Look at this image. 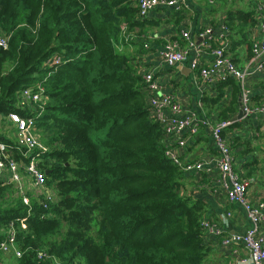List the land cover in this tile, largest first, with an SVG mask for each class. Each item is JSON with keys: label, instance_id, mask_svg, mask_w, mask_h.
Here are the masks:
<instances>
[{"label": "trees", "instance_id": "16d2710c", "mask_svg": "<svg viewBox=\"0 0 264 264\" xmlns=\"http://www.w3.org/2000/svg\"><path fill=\"white\" fill-rule=\"evenodd\" d=\"M228 19L257 23L251 10ZM146 21L138 0H0V34L9 37L0 47V142L26 164L8 116L34 117L43 148L33 155L47 177L41 193L0 182V245L14 228L20 251L0 248V264L8 256L6 264H205L204 203L165 154L141 62L118 49L123 26ZM55 54L61 62L46 65ZM28 88L43 107L21 106ZM216 88L207 100L221 102L220 120L233 119L240 82L230 76Z\"/></svg>", "mask_w": 264, "mask_h": 264}, {"label": "crops", "instance_id": "0c3cea01", "mask_svg": "<svg viewBox=\"0 0 264 264\" xmlns=\"http://www.w3.org/2000/svg\"><path fill=\"white\" fill-rule=\"evenodd\" d=\"M260 1L187 0L186 4L178 7H160L145 18L147 21L144 28L128 29L123 26V40L118 49L130 57L138 58L142 69L154 74L159 84V92L171 93L187 111L209 119L211 123L217 122L220 120L219 104L230 99L231 87L225 89L226 96L221 102L210 103L207 99L216 97L218 93L217 81L205 80L199 70L191 69L190 63L198 58L203 66L209 65L213 60V48L227 45L228 55L234 63L246 70L244 85L240 82L241 93L249 89L250 104H260L264 100V69H257L261 59L255 58L251 50L253 39L263 36L258 10ZM236 10L254 11L257 23L241 27L234 20L235 26L230 25L228 17ZM207 28L212 29V34L205 40L206 46H201L204 40L201 41L200 33ZM182 31H188L195 43L200 45V53L191 49L187 61L173 66L167 65L159 57L163 45L168 40H180L187 45ZM145 43L150 44L148 49L144 47ZM199 103L202 104V109L198 106ZM238 122L241 127L225 130L227 141L231 147H235L234 167L240 175L252 179L248 192L250 200L253 203L264 202V117L253 115ZM182 158L185 163L205 162L200 172L189 173L184 181L186 193L204 203L203 219L218 224L224 234L244 233L249 226V220L241 206L227 199L219 183L217 151L207 124H202L199 134L188 140ZM207 245L209 254L205 264H236L238 258H246L249 254L241 244L226 246L219 237L211 234H207Z\"/></svg>", "mask_w": 264, "mask_h": 264}, {"label": "built area", "instance_id": "2783aa9c", "mask_svg": "<svg viewBox=\"0 0 264 264\" xmlns=\"http://www.w3.org/2000/svg\"><path fill=\"white\" fill-rule=\"evenodd\" d=\"M187 0H138L139 17L146 18L150 13L160 7H178L186 4ZM260 12V28L263 36L260 39L254 38L251 50L255 58L261 59L257 65L258 70L264 69V0L258 5ZM212 34V29L207 28L200 33L201 46H206L205 40ZM182 36L187 40V45L179 40H168L160 52V59L167 65L173 66L187 61L190 50L195 49L200 53V45L196 44L188 31H182ZM182 38V39H183ZM9 37L0 34V47L7 48ZM144 47L148 49L149 43ZM213 60L209 65L203 66L199 59L191 61L192 70H199L201 77L209 82L225 81L228 77H235L244 85L246 70L239 68L232 58L228 55L227 45H220L213 48ZM61 57L57 54L49 57L45 64L53 66L60 63ZM144 79L149 86V107L151 115L161 123L165 137V154L177 165L181 166L189 173L200 172L205 165L204 161L185 163L182 158L183 149L188 144V140L199 134L202 124H207L211 131V138L215 150L217 151V170L219 183L226 193L230 202L241 206L246 212L249 226L244 233L224 234L221 227L208 220L202 221L203 229L206 234L217 236L221 243L226 246L241 244L247 251L248 256L238 258L236 264H264V202L253 203L248 195L252 184V179L240 175L234 167V157L232 148L224 134L225 130L234 122L233 119H224L211 123L210 120L196 116L195 113L187 111L183 104L171 93L159 92V84L152 72L142 71ZM242 94L244 103V117L247 119L253 115L264 117V100L258 105L250 104L251 93L245 89ZM21 106L26 104L41 102L40 106L46 104L42 100L41 93L32 88L25 89L21 96ZM202 109V104L198 105ZM36 110L37 107H34ZM9 121L15 127L16 142L23 150L27 163L12 159L8 153V146L5 142H0V182L16 183L22 193L31 190L33 193L42 192L46 184V173L39 165L40 159L33 155L34 151L43 148L37 132L34 117H24L18 112H12L8 116ZM24 175L26 178H24ZM47 195L50 198L53 193ZM24 195V202L29 203L30 199ZM229 215V213H228ZM16 232L10 228L6 232V239L1 242L0 248L5 253L16 252L20 255L19 249L15 246ZM42 255H40L41 257Z\"/></svg>", "mask_w": 264, "mask_h": 264}, {"label": "water", "instance_id": "95a60500", "mask_svg": "<svg viewBox=\"0 0 264 264\" xmlns=\"http://www.w3.org/2000/svg\"><path fill=\"white\" fill-rule=\"evenodd\" d=\"M244 103L242 100V94L239 96V110L238 113L234 116L233 120L234 121H239L244 117Z\"/></svg>", "mask_w": 264, "mask_h": 264}, {"label": "rangeland", "instance_id": "374dc122", "mask_svg": "<svg viewBox=\"0 0 264 264\" xmlns=\"http://www.w3.org/2000/svg\"><path fill=\"white\" fill-rule=\"evenodd\" d=\"M3 128H5V129H7L5 126H2ZM249 129L251 128V127H249V126H247ZM245 131H247L248 133H250L248 130H245ZM239 141V140H238ZM233 152V151H232ZM237 154V153H236ZM250 157V156H249ZM24 178H26V176L24 175ZM49 193H53L50 189H49V191H48ZM39 193V192H38ZM14 262V258H12V257H3L2 258V263L3 264H6V263H13Z\"/></svg>", "mask_w": 264, "mask_h": 264}]
</instances>
